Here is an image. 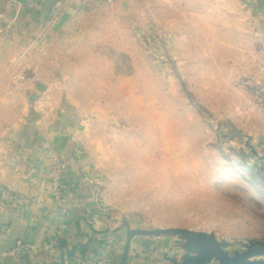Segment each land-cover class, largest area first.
Segmentation results:
<instances>
[{
    "label": "rangeland",
    "instance_id": "374dc122",
    "mask_svg": "<svg viewBox=\"0 0 264 264\" xmlns=\"http://www.w3.org/2000/svg\"><path fill=\"white\" fill-rule=\"evenodd\" d=\"M217 3L240 6L89 1L79 20L90 24L69 35L91 37L90 50L62 62L71 75L60 82L81 108L75 119L86 118L79 136L110 215L133 228L213 231L233 249L264 240V159L246 145L250 135L264 152V26L206 11ZM161 236L178 247L177 235Z\"/></svg>",
    "mask_w": 264,
    "mask_h": 264
},
{
    "label": "crops",
    "instance_id": "0c3cea01",
    "mask_svg": "<svg viewBox=\"0 0 264 264\" xmlns=\"http://www.w3.org/2000/svg\"><path fill=\"white\" fill-rule=\"evenodd\" d=\"M89 1L0 0V109L14 110L12 118L0 117V264H116L121 255L126 218L107 211L79 136L86 118L75 119L81 108L60 82L71 75L62 62L90 50L91 37L69 35L90 24L79 20ZM237 1L204 7L249 13L264 26V0ZM17 87L27 98L19 113ZM58 230L66 245L50 249ZM18 240L32 248H18ZM169 251L181 253L172 238L134 235L125 264H166Z\"/></svg>",
    "mask_w": 264,
    "mask_h": 264
},
{
    "label": "water",
    "instance_id": "95a60500",
    "mask_svg": "<svg viewBox=\"0 0 264 264\" xmlns=\"http://www.w3.org/2000/svg\"><path fill=\"white\" fill-rule=\"evenodd\" d=\"M30 100L35 95L29 96ZM250 135H246V145L255 156L264 159V152L259 154L250 142ZM126 228V235L118 264H125L130 240L134 235H177L180 238L178 248L181 253H163L166 264H264V240L239 241V247L229 249V240L217 237L213 231L195 230L182 226L165 227H129L126 220H122Z\"/></svg>",
    "mask_w": 264,
    "mask_h": 264
},
{
    "label": "built area",
    "instance_id": "2783aa9c",
    "mask_svg": "<svg viewBox=\"0 0 264 264\" xmlns=\"http://www.w3.org/2000/svg\"><path fill=\"white\" fill-rule=\"evenodd\" d=\"M19 78L22 79L23 76L21 75V76H19ZM260 90H261L262 96H264V86H263ZM58 177H59V171H58V166H57V168H56V170L54 171V174H53L54 182H57ZM57 183H58V182H57ZM60 233H61V231L58 230L56 237H60V236H61ZM16 246H17L18 248H23V249L32 248V246H31L30 244H28V243H26V242H24V241H21V240H18V241L16 242ZM56 246H57V243H56L55 238H54V239H51V241L48 243V247H49L50 249H52V248H54V247H56ZM66 258H67V257H66L65 255H63V260H65ZM96 264H107V263H106V260H100V261H98Z\"/></svg>",
    "mask_w": 264,
    "mask_h": 264
},
{
    "label": "trees",
    "instance_id": "16d2710c",
    "mask_svg": "<svg viewBox=\"0 0 264 264\" xmlns=\"http://www.w3.org/2000/svg\"><path fill=\"white\" fill-rule=\"evenodd\" d=\"M56 243H57V247L58 248H63L66 244H65V240L63 237H56ZM68 254L70 255L71 254V251H68ZM119 259H120V256H119ZM119 260L116 262V264H118Z\"/></svg>",
    "mask_w": 264,
    "mask_h": 264
}]
</instances>
